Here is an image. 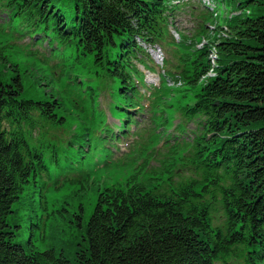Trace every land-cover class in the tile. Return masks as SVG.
Masks as SVG:
<instances>
[{
	"label": "trees",
	"instance_id": "1",
	"mask_svg": "<svg viewBox=\"0 0 264 264\" xmlns=\"http://www.w3.org/2000/svg\"><path fill=\"white\" fill-rule=\"evenodd\" d=\"M223 1L235 11L212 30L214 64L207 47L177 52L186 42L170 28L183 0H0V31L49 49L48 61L73 74V101L83 104L74 106L72 122L55 96L37 80L26 84L18 63L0 51V264H264V0ZM204 26L197 30L208 36ZM153 45L173 52L159 88L144 81L154 70L146 51ZM85 63L95 72L84 79ZM167 80L190 94L169 120L160 112L157 126L167 132V158L182 152L193 174L163 180L159 171L142 180L145 165L120 187L94 186L89 161L109 163L121 152L143 116L155 113L152 101ZM71 123L75 136L52 141L55 129ZM29 185L43 199L38 208L22 201ZM70 186L91 196L88 220L83 204L72 212L79 248L69 257L20 243L21 212L45 226L67 209H51L49 190Z\"/></svg>",
	"mask_w": 264,
	"mask_h": 264
},
{
	"label": "rangeland",
	"instance_id": "2",
	"mask_svg": "<svg viewBox=\"0 0 264 264\" xmlns=\"http://www.w3.org/2000/svg\"><path fill=\"white\" fill-rule=\"evenodd\" d=\"M170 1L173 6L174 0ZM234 11V6L224 3L223 0H183V4L176 8L173 13L171 25L173 29L170 28L171 31L179 35V41L183 35V40L186 42L183 43V49L178 50L177 48V52L179 54H192L195 50L207 47L209 48L211 61L216 64V55L210 49L211 40H214L213 35L215 33L212 30L215 26L222 25L227 18L232 17L234 15L232 12ZM207 13L211 15L208 21L204 18ZM198 24L200 26L205 24L204 27L205 31H208V36H205L202 31L197 30L199 28L197 27ZM3 25V17L0 16V27ZM162 47L167 60H170L173 52L168 50L164 45ZM2 50L5 52L6 58L8 59L9 57V62L18 63L20 66L19 71L22 73L26 84L30 85L35 80L41 83L42 90L46 91L47 94L55 96L69 110L67 112L73 116L72 122H75L74 112L77 110L74 106L76 105L77 109L81 110L83 104L81 101L75 103L73 101L75 98L73 89L75 88L69 82L73 80L74 76L69 73V70L64 72L61 70L60 60L48 61L50 58L49 49H34L30 46L29 39H21L18 35L4 28L0 31V51ZM33 54L35 56H32ZM45 60H47L46 63ZM69 64V61L66 62L63 64V68ZM93 71L92 65L85 63L84 65L82 64V69L78 73L85 79L87 75L93 74ZM63 73L65 74L64 77L62 76ZM149 78H151L150 75ZM92 80L95 86L99 83L98 78ZM161 86L164 87L158 90L161 93L160 97L152 101L157 106L155 113L143 116L145 119H143L144 123L141 129L128 137V140L124 142L125 145L122 144L121 152L115 155L109 163H105L104 159H97L93 155L92 159L99 160V164L89 161L87 177L92 178L94 186L115 183V186L120 187L145 165H148V167L142 180L154 177L153 174L159 171L166 174L163 180L168 176L177 180L193 174L191 169L182 160V152L174 156L173 159L167 158L168 153L165 149L164 141L167 132H161V126H157L160 112L163 113L164 118L169 120L176 113V106L183 100V96L190 94V91L185 88L184 84L180 86L162 84ZM155 88L159 87L156 86ZM150 90V94L147 95L150 96L149 98H152L153 91L152 89ZM38 96L43 97V94H39ZM168 107L171 108L167 109ZM153 119L156 121L153 122ZM153 130L155 131L153 132ZM77 131L76 124L71 123L69 126L65 125L55 129L51 134V139L62 144L67 142L73 135L75 136L78 133ZM134 136L136 137L134 138ZM94 186H92V189H95ZM33 190L36 189H33L32 185H29L22 196V201L25 205L30 206L33 201L32 205L38 208L43 199L39 193ZM80 195L76 192L74 186H70L68 189L61 188L58 191L49 190L47 201L51 209L62 210V208H67L64 209L66 213H55V216H52L44 226L36 218V214L21 212L20 219H17V223L22 226L18 241L24 246H28L29 241H31L37 250L43 251L46 248H53L57 253L63 251L65 255L70 257L74 249L79 248L80 243L79 231L72 221L74 215L72 212L75 210L76 205L83 204L85 206V220H88L92 213V208L90 209L89 207V204L91 206V196L89 194Z\"/></svg>",
	"mask_w": 264,
	"mask_h": 264
},
{
	"label": "built area",
	"instance_id": "3",
	"mask_svg": "<svg viewBox=\"0 0 264 264\" xmlns=\"http://www.w3.org/2000/svg\"><path fill=\"white\" fill-rule=\"evenodd\" d=\"M150 54L153 56L155 62L159 65L162 66L163 65V54L161 52V50L159 48H150L149 49ZM169 85H175L174 82H169ZM181 82L176 83V86H180Z\"/></svg>",
	"mask_w": 264,
	"mask_h": 264
},
{
	"label": "bare ground",
	"instance_id": "4",
	"mask_svg": "<svg viewBox=\"0 0 264 264\" xmlns=\"http://www.w3.org/2000/svg\"><path fill=\"white\" fill-rule=\"evenodd\" d=\"M148 79H149V77H148ZM153 82V81H152Z\"/></svg>",
	"mask_w": 264,
	"mask_h": 264
}]
</instances>
